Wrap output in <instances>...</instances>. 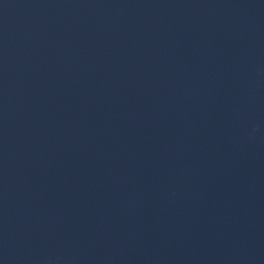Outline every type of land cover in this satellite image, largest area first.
Returning a JSON list of instances; mask_svg holds the SVG:
<instances>
[{
	"label": "water",
	"instance_id": "95a60500",
	"mask_svg": "<svg viewBox=\"0 0 264 264\" xmlns=\"http://www.w3.org/2000/svg\"><path fill=\"white\" fill-rule=\"evenodd\" d=\"M0 264H264V0H0Z\"/></svg>",
	"mask_w": 264,
	"mask_h": 264
}]
</instances>
